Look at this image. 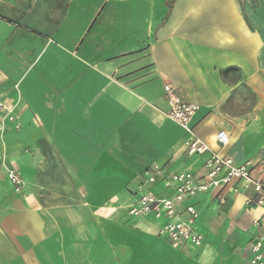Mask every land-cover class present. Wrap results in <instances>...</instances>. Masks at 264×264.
Returning <instances> with one entry per match:
<instances>
[{
	"label": "crops",
	"instance_id": "obj_1",
	"mask_svg": "<svg viewBox=\"0 0 264 264\" xmlns=\"http://www.w3.org/2000/svg\"><path fill=\"white\" fill-rule=\"evenodd\" d=\"M166 85L198 105L211 149L264 163V0H0V99L21 124L0 138V264H251L258 240L264 256V211L238 182L178 205L201 248L128 214L154 164L161 197L174 173L207 180Z\"/></svg>",
	"mask_w": 264,
	"mask_h": 264
},
{
	"label": "built area",
	"instance_id": "obj_2",
	"mask_svg": "<svg viewBox=\"0 0 264 264\" xmlns=\"http://www.w3.org/2000/svg\"><path fill=\"white\" fill-rule=\"evenodd\" d=\"M169 111V119L177 123L186 133L185 148L188 156H205L204 167L207 169V180L199 183L188 173H174L169 176L173 183V194L169 197H161L148 189V186L156 184L159 178H163V170L160 165L154 164L144 172L145 181L138 188L140 196L136 204L128 208V214L134 218L153 217L164 221L159 235L166 238L173 246L183 248L187 245L201 248L204 244L203 234L195 231L189 223L177 220V207L179 204L198 197L201 194L216 190L221 187H229L232 183L239 184L232 187L235 194L252 192L255 196L250 198L247 204L255 202L264 211V163L254 166L252 161L237 165L231 157H223L220 152L214 151L199 138L192 126V120L199 110L198 105L186 102L180 92L172 85L164 87ZM12 124L15 131L21 128L14 108H9L0 99V138L7 132V127ZM220 146L226 147L230 142L227 132L221 131L216 136ZM257 169V176H254ZM11 183L17 191L22 188V181L16 171L6 168ZM221 204L225 199L219 200ZM186 212L190 217H197V211L192 205H188ZM257 228L260 221H254ZM251 264H264L262 241H256L251 247Z\"/></svg>",
	"mask_w": 264,
	"mask_h": 264
}]
</instances>
